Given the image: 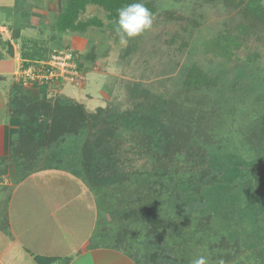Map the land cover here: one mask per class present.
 Segmentation results:
<instances>
[{"label":"rangeland","instance_id":"1","mask_svg":"<svg viewBox=\"0 0 264 264\" xmlns=\"http://www.w3.org/2000/svg\"><path fill=\"white\" fill-rule=\"evenodd\" d=\"M145 1L154 7L148 8L153 13L152 25L126 44L108 28L107 12L97 4H88L79 19L96 17L103 25L59 32L55 20L64 0L1 1L5 5L0 14L9 23L3 22L8 30L1 33L7 52L8 40L13 39L19 52L40 57L34 60L45 59L43 54L48 57L54 49H67L84 64L76 82H56L42 93L17 83L14 77L20 85L14 91L50 101L59 98L61 103L77 102L90 114L102 108L104 121L97 123L100 131L94 128L92 142L101 130L115 132L113 154L102 159L109 165L101 172L83 171L85 132L72 135L55 151L43 149L46 193L40 199L33 193L20 196L21 186L12 215H34L35 205L39 208L35 216H45L49 203L43 204L42 199L51 201L56 191L65 195L56 203L72 206L70 220L63 225L68 224L79 237L86 233L83 227H92L88 246L119 247L141 258L140 264L165 262L166 253L187 264L200 255L208 256L210 264L220 260L223 264H264V26L248 28L251 18L240 11L247 0L239 7L224 0ZM258 2L264 6V0L253 3ZM228 34L240 39L224 52L222 41ZM90 53L95 59H84ZM3 60L2 64L11 59ZM5 64L6 71L16 66L13 60ZM192 64L217 76V83L187 90L183 82ZM6 79L0 82L5 87L11 76ZM10 93L12 98V93L17 94ZM9 104L11 112L14 104ZM177 123L183 127L196 123L192 125L196 150L189 154L192 145L168 161L155 145L162 142L163 130L173 132ZM253 127L258 128L259 137H252ZM152 137L156 141L149 147ZM2 180L6 182L2 187L8 189L7 177ZM147 210L164 221L167 232L161 242L147 236L148 227L139 214ZM25 222L14 221V225L18 239L28 242L30 221ZM22 228L26 229L24 237L19 234ZM6 231L3 228L1 235ZM63 236L56 238L59 249ZM38 246L34 249L42 250ZM153 252L157 262L151 260ZM107 257L111 259L107 264L116 263L112 255Z\"/></svg>","mask_w":264,"mask_h":264},{"label":"trees","instance_id":"2","mask_svg":"<svg viewBox=\"0 0 264 264\" xmlns=\"http://www.w3.org/2000/svg\"><path fill=\"white\" fill-rule=\"evenodd\" d=\"M243 1L245 0H224L227 5L233 7H239ZM254 1L257 0H247L241 10L239 9L243 15L251 18L248 22V28L251 26H264V6L259 2L253 3ZM134 2H138V0H64L61 10L56 15L55 27L59 32H66L68 30L85 31L87 27L92 25H103V23L96 17H91L84 21L79 19V14L86 9L88 4H97L107 12V19L109 20L107 23L108 28L116 31V21L118 18L117 10ZM142 2H144V0H142ZM152 5L153 4L150 1H145V6L150 10L154 9ZM239 39L240 37L238 36L235 37L228 34L227 39L224 38L222 41V44L225 46L224 52H228L227 49L229 46L238 45L237 43L239 42ZM231 53L232 52H230V54ZM74 55L76 54L74 53ZM42 57L47 58L44 54ZM24 58L27 59L24 61L26 64L28 60H34V58L40 57H35V54L33 53H30V55L25 53ZM84 59L93 60L95 59V55L94 53H90L87 56L85 55ZM83 65V62L78 60V68L80 70L84 69ZM216 83L217 76H210L208 73L203 72L196 64H192L188 68L183 82L187 90H198L213 86ZM16 85L18 84L14 83V88L12 87V91L17 94L13 95L12 93L13 98L11 97V104H14V106L10 113L18 120V130L12 142L11 155L17 159V162H19L22 176L37 170L47 169V164L41 162V158L43 159L41 156L43 149L49 148L51 151H55L57 145L62 142L65 143L72 135H79L83 132L86 134V140L83 142L81 149L83 171L91 174L93 171L92 168H94L95 171L101 172L105 166L109 165L107 161H103L102 159L111 158L113 154L111 138L115 136V132L107 128L101 130V132L95 136V141L92 142L90 140V135L93 134L95 129L100 131V129H97L99 127L97 126V123L99 121H104L101 118L103 112H105L102 108H98L96 112L90 114L84 109L82 104L77 102L61 103L59 98L50 101L44 97H27L22 93L14 91V89L19 90L20 85ZM32 88L44 93L48 86H32ZM178 124L179 123H177L175 127H172L173 132H168L164 129L161 136L163 138H159L162 142L155 145L157 148L156 150L160 152L159 150L161 149L162 157H166L168 161H172L173 154L181 152L183 149L186 150V148L191 147L192 145L194 146L191 147L190 150H187L189 154L191 153L194 155L193 151L196 150V145L192 142V125H195L196 123L187 125L188 127H183L182 124ZM257 129V127L252 128V133H255L252 134V137H254L253 135L260 136V134H256ZM150 139V142H148L150 144L149 147L155 140L153 137ZM159 139L157 138V141ZM97 150H99V152ZM160 157L161 156H159V159ZM99 158L101 159L98 160ZM124 178L125 177H123V179ZM134 213L136 215L138 214L136 211H134ZM139 214L145 219L144 223L148 227L147 236H154L159 242H161L167 232L164 221L155 212L150 210L142 213L140 211ZM122 216L123 218H128L127 214L122 213ZM255 224L258 226L256 221L254 226ZM225 243L226 241L224 244ZM129 256L136 262V264H140L139 261L142 260L141 258L133 256L132 254ZM155 256V252H153L151 254V260H155ZM164 256V260L166 259V261L164 262L161 260L160 264H187L184 263L182 259H179V257L175 258L169 253L164 254ZM155 262L157 261L155 260Z\"/></svg>","mask_w":264,"mask_h":264},{"label":"crops","instance_id":"3","mask_svg":"<svg viewBox=\"0 0 264 264\" xmlns=\"http://www.w3.org/2000/svg\"><path fill=\"white\" fill-rule=\"evenodd\" d=\"M1 1L2 0H0V3ZM0 5V7H2L5 4L1 3ZM1 15L2 14H0V82L6 81L7 75L11 76V79L7 87L0 84V90L5 93V95H3L0 91V235L3 228L7 230L5 234L2 233L4 236H0V264H107V259L111 260L107 255H112V261L116 260L114 264H136L128 253L119 247L105 245L88 246L87 236L92 234V227L90 226L89 228L83 227V229L86 230L85 234H82L81 231L82 235H80V237L79 234L74 236L71 227H68V224L63 225V222L70 220L68 212L71 211L72 206L68 208L70 205H66V203H56L65 197V195L58 194L56 191L51 193L54 197L51 201L48 197L42 199L43 204L49 203L46 206L47 214L45 215H49V219H46L45 216H41L38 219L35 213L39 212V208L35 205L33 206L36 209L34 215L23 217L22 215L20 217H14L12 215V213L16 212L15 209L18 208L14 205V201L19 195L27 196L33 193L38 199L44 196L47 186L44 175L47 172L43 171L47 169L37 170L22 176L19 162L11 155L12 142L18 128V121H15V117L9 111V103L11 102L10 92L14 84V76L18 67L27 59L24 58V53L22 54V52H19L17 48H15L13 39L8 40L9 51L7 52L4 49V43L2 42L4 40L2 39L1 33H3V30H8L7 26L9 23H6V19ZM3 22H5L7 26H4ZM3 57L11 59L5 60V63L13 60L16 63L15 68L12 70L10 69L11 71H6L4 69L6 64H2V62H4V60L2 61ZM34 90L38 91L35 88ZM4 177L8 179V189L6 190L2 187V185H6V182L2 180ZM21 186L24 188V192L18 195V189ZM3 200L4 202L1 203ZM32 212H34L33 209ZM63 213H65L64 216ZM18 220H22L23 224L24 221H26L25 223L30 221L28 225L30 226L28 242L27 240L25 241V239H18L19 237L16 235L14 221ZM47 220L50 222L48 223ZM38 224L40 227L38 226L33 230V227ZM75 226L78 227L77 225ZM24 229L25 228L19 230V234L23 233V237L26 232V229ZM79 229H81V225H79ZM58 234H61V237L64 235V240L60 243L63 245L61 249H59L56 243ZM34 237L36 238L35 241ZM38 243L43 246L40 251L36 250L40 248ZM16 244H19V246L14 248Z\"/></svg>","mask_w":264,"mask_h":264},{"label":"built area","instance_id":"4","mask_svg":"<svg viewBox=\"0 0 264 264\" xmlns=\"http://www.w3.org/2000/svg\"><path fill=\"white\" fill-rule=\"evenodd\" d=\"M26 61V60H25ZM78 60L73 51L54 49L43 60H28L20 64L15 81L25 87L51 86L56 82H76L81 77Z\"/></svg>","mask_w":264,"mask_h":264},{"label":"clouds","instance_id":"5","mask_svg":"<svg viewBox=\"0 0 264 264\" xmlns=\"http://www.w3.org/2000/svg\"><path fill=\"white\" fill-rule=\"evenodd\" d=\"M116 32L122 44H126L143 31L149 29L153 22V13L145 6L142 0L127 4L117 10ZM191 264H210L206 255H200L191 261ZM217 264H223L220 260Z\"/></svg>","mask_w":264,"mask_h":264}]
</instances>
